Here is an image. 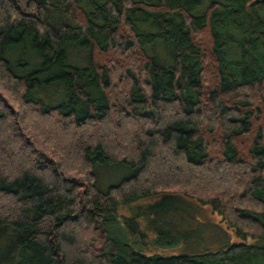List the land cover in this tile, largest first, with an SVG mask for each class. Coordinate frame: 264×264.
Instances as JSON below:
<instances>
[{
	"label": "trees",
	"instance_id": "obj_1",
	"mask_svg": "<svg viewBox=\"0 0 264 264\" xmlns=\"http://www.w3.org/2000/svg\"><path fill=\"white\" fill-rule=\"evenodd\" d=\"M54 67L58 105L39 97ZM99 166L129 171L102 190ZM161 193L260 243L110 236L120 204ZM0 233V264H264V0H0Z\"/></svg>",
	"mask_w": 264,
	"mask_h": 264
},
{
	"label": "rangeland",
	"instance_id": "obj_2",
	"mask_svg": "<svg viewBox=\"0 0 264 264\" xmlns=\"http://www.w3.org/2000/svg\"><path fill=\"white\" fill-rule=\"evenodd\" d=\"M157 46L164 52L162 43ZM79 50L80 47L77 46L67 53L66 59L61 61V68L64 69L66 62L77 66L83 64L86 51ZM14 57L18 58V55ZM19 57L28 64L27 71L32 70L37 62L32 52H27L23 57L19 53ZM40 62L39 60L37 65ZM57 73L58 69L54 67L50 74L42 77H53L51 82L54 86L48 92H43V96H39L52 105L69 100L68 91L57 79ZM96 170L101 177V180H96V185L102 190L117 183L129 171L127 166L125 169L110 168L106 171L99 166ZM167 196L170 193L120 204L115 218L109 223L110 236L118 243L129 244L136 252L160 256L214 252L237 242L260 243L251 237L242 239L231 229H227L220 215L210 205L200 204L181 194L178 201L168 199ZM7 240L6 233H0V248Z\"/></svg>",
	"mask_w": 264,
	"mask_h": 264
},
{
	"label": "water",
	"instance_id": "obj_3",
	"mask_svg": "<svg viewBox=\"0 0 264 264\" xmlns=\"http://www.w3.org/2000/svg\"><path fill=\"white\" fill-rule=\"evenodd\" d=\"M151 112H152L153 114H155V111H154V110H151Z\"/></svg>",
	"mask_w": 264,
	"mask_h": 264
}]
</instances>
